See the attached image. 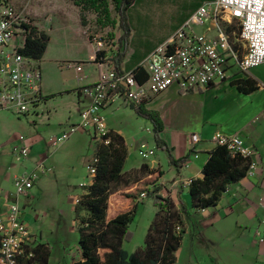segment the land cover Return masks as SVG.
Segmentation results:
<instances>
[{
  "label": "crops",
  "instance_id": "1",
  "mask_svg": "<svg viewBox=\"0 0 264 264\" xmlns=\"http://www.w3.org/2000/svg\"><path fill=\"white\" fill-rule=\"evenodd\" d=\"M215 1L136 0L129 11L132 35L123 65L124 72L131 73L138 67H143L148 73V57L184 27L200 8L204 6L211 8ZM77 9L80 14V9L78 7ZM136 9L137 20L142 24L140 31L134 28L132 20ZM212 13L211 10L210 14ZM153 17L159 19V22L172 19L173 24L162 37L158 36L157 40L153 39L155 38L153 34L149 36L146 30H141L142 27H148V20L154 21ZM53 27L46 30L50 35V41ZM194 30L209 41L216 40L218 36L214 17L207 19L203 25L195 26ZM95 47H98L96 53L98 50L101 52L100 63L88 62L85 57L76 61L93 64L88 74L83 76L84 68L82 72L75 69L74 75L68 77L63 75L62 80L57 81V84L61 83L60 87L49 89L47 92L43 82L38 101L33 105L30 114L24 116L27 121L33 117L31 123H38L45 113V107L59 100L73 101V106L68 107L66 118L72 120V117L76 116L80 119V112L86 106L82 89L94 85L100 77L103 64L112 63V59L118 53L117 44L111 54L105 52L107 49L105 46ZM43 62H39L41 72ZM227 76L225 82L207 89L199 88L186 92L178 85H173L167 91L145 100L147 109L161 115L164 124L162 136L170 146L173 157L179 160L190 156L188 162L180 168L170 166L169 152L157 148L151 123L146 120V125H140L142 118L132 109L133 105H128L127 113L103 110L109 119L111 129L122 135L128 146L125 173L138 171L144 164L151 170L163 172L158 181L162 189L160 194L172 198L178 208L181 202L184 203L190 211V217L185 220L182 227L183 243L175 264H264V241L261 242L260 237L256 235L259 230L261 237L264 238V65L252 69L247 74L238 70L234 75ZM247 76L260 81L259 90L244 94L237 86L232 85L233 81L245 79ZM114 103L124 102L118 100ZM21 119L22 117L9 110L0 112V217L7 216L10 203L14 200L15 178L43 165L47 172L40 175L30 192L21 197L20 203L23 220L31 232L32 243L49 245L46 229L51 230V233H54V230L59 231L72 220V214L76 217L75 221H79L76 199L86 191L82 188L81 195H70L69 192L73 188H81V184L90 185L92 177L90 182H84L77 174L70 176L67 182L69 194L61 192L55 187L61 168L60 164L53 160L52 154L56 155L57 152L50 154L51 149L55 151L60 146L52 147L50 139L53 135L48 136L46 130L25 128L22 125L25 122ZM79 122L72 120L70 125ZM51 127L54 128L55 124ZM146 128L150 129L151 133L145 132ZM63 132L65 131H60L61 134ZM60 133L55 134L58 136ZM88 133L95 134L89 131ZM128 133H133V139L136 140L131 141ZM194 134L201 138L196 144L192 141ZM217 134H239L245 145L255 151L254 159L258 165L254 175H248L239 183L231 185L216 207L195 210L192 209L188 182L202 178L204 165L209 158L208 152L216 147L214 138ZM146 136L151 139H146ZM143 140H147L151 147L156 148V155L147 161L141 158L137 148L138 143ZM24 146L30 150L26 158H22L16 152ZM72 196L75 198L74 202ZM141 201L140 198L137 200L138 203ZM80 216L87 217L88 213L82 211ZM205 230H208V235L205 234Z\"/></svg>",
  "mask_w": 264,
  "mask_h": 264
},
{
  "label": "built area",
  "instance_id": "2",
  "mask_svg": "<svg viewBox=\"0 0 264 264\" xmlns=\"http://www.w3.org/2000/svg\"><path fill=\"white\" fill-rule=\"evenodd\" d=\"M211 17H214L218 29L214 41L194 30L195 26L203 25ZM25 22L10 0H0V112L9 110L19 117L30 114L42 91L39 63L19 53L25 43L22 27ZM235 22L239 24L240 31L233 41L228 28ZM70 65L78 72L83 71L80 62H71ZM261 65H264V0H216L211 8H200L184 27L148 57L149 78L146 83L140 84L132 72L118 76L112 63H104L98 81L92 87L82 89L86 106L80 112V122L51 138L50 144L57 148L81 129L104 138L110 131L102 111L118 100L130 106L137 105L173 85L186 92L207 89L225 82L228 70L233 67L246 73ZM147 132L151 133V130L147 129ZM192 141L196 144L201 138L194 134ZM214 142L216 146H225L231 152L249 158L251 164L247 176L254 175L258 165L254 159L255 151L245 145L239 134H217ZM137 148L143 160L156 155V148L148 142L138 143ZM16 152L26 158L30 150L24 146ZM96 162L95 158L88 167L91 177L96 173ZM45 172L47 169L40 165L14 180V200L7 216L0 217V264H19L20 257L32 244L20 199L30 192L34 182ZM85 186L87 184H81V188ZM139 198H146V193H141ZM78 202L79 197L76 199ZM181 230L180 226L177 227V231ZM256 235L261 242L264 241L259 230Z\"/></svg>",
  "mask_w": 264,
  "mask_h": 264
},
{
  "label": "trees",
  "instance_id": "3",
  "mask_svg": "<svg viewBox=\"0 0 264 264\" xmlns=\"http://www.w3.org/2000/svg\"><path fill=\"white\" fill-rule=\"evenodd\" d=\"M135 2L136 0H75L82 11L83 27L87 26L84 12L93 11L98 16L97 23L103 28L111 26L113 30L121 29L122 34L116 42L118 53L112 59L118 76L125 74L123 65L132 35L129 11ZM112 5L116 17L112 14ZM22 27L25 31V43L19 53L38 63L42 62L50 43L49 33L28 21L22 23ZM228 31L234 41L239 32H234L233 25ZM110 35L115 39L113 33ZM96 57V61L100 63L101 52H97ZM132 73L140 84L148 81L149 75L143 67H138ZM232 85L237 86L241 93L251 94L259 90L260 81L247 76L233 81ZM114 92L115 90L110 96ZM132 109L140 118L151 123L157 148L169 152L170 166L180 168L188 162L190 156L176 160L171 154V148L162 136L164 124L158 112L147 109L145 101L133 105ZM108 139L109 143H106ZM208 154L202 178L192 180L189 185L192 209L199 211L216 207L228 188L247 176L251 164L249 158L233 153L225 146L217 145ZM95 158L96 173L92 177V183L82 187L86 193L79 197L76 205L77 217L81 222L80 252L78 259H74L72 264H175L184 236L183 230L177 231V227L184 226L185 220L190 217V211L184 203L181 202L178 208L172 198L160 194L162 189L158 181L163 172L151 170L144 164L135 171L139 172L140 177L121 187L126 175L128 146L124 137L113 131L98 141ZM143 192L146 197H154V205L158 211L149 228L145 246L138 252L129 254L123 246L134 238L130 224L138 206L137 200ZM82 211H86L88 216L81 217ZM50 258L51 249L47 244L32 243L20 257L19 264H49Z\"/></svg>",
  "mask_w": 264,
  "mask_h": 264
},
{
  "label": "rangeland",
  "instance_id": "4",
  "mask_svg": "<svg viewBox=\"0 0 264 264\" xmlns=\"http://www.w3.org/2000/svg\"><path fill=\"white\" fill-rule=\"evenodd\" d=\"M10 1L15 5L18 13L21 14L26 21L31 22L45 31L54 26L48 51L45 54L43 60L44 62L42 61V88L44 82L46 92L49 91V89L60 87L61 83L58 82L57 84V81L62 80L63 75L64 77L74 75L73 70L76 68L73 65H70L71 62H76L85 57L84 59L88 62L97 63L96 49L98 47L95 46H99L100 48L105 46V48H107L105 52L110 53L114 50L117 38L122 34L120 28L113 30L111 26L103 28L99 25L97 23L98 16L93 11L84 12L87 26L82 27V11L81 8L75 4V0ZM76 6L80 9V14ZM111 10L113 17H116L113 5L111 6ZM136 15L137 9L134 11V17H132V20L136 27L140 25L139 28L134 26L135 29L140 31L142 24L139 23ZM153 18L154 21L153 19L150 21L148 20V27H142L141 30H146L149 36L153 34V37L155 38H152L157 40V37H162V35H164L173 24H171L172 19H166L163 22H159V19L155 17ZM233 26L235 30L234 32L238 33L240 29L239 24L235 22L233 23ZM110 33L114 34L115 39L111 38ZM134 34H136V32H134ZM233 36L235 38L236 35L233 34ZM137 40L138 39H135V41ZM16 41H18V39H16ZM86 43L89 44H87V47ZM104 60H107V58H104ZM92 63H80L85 70L82 73L83 76L90 72L91 66L93 65ZM237 71V68H233L229 70L227 75H234ZM70 80L72 79H69V81ZM69 106H73V101H53L49 104V106L45 107V113L40 117L38 123H31V119L33 117L30 118V121H27L25 119L26 117H22L21 120L25 122L22 123V125H24L25 128H35L40 131L46 130L48 136L53 135V137H56L57 135L55 133H60L61 130L67 131L72 126L70 125L72 124V120L77 122L80 121V119H77L76 116H73L72 120L66 118L68 116ZM128 109L129 106L127 104L113 103L106 107L104 111L108 110V112H112L113 110H118L120 113H127ZM102 115L105 118L108 130L115 132L111 129L109 119L106 114L103 112ZM52 124H55L54 128L51 127ZM146 124V120L140 119V125ZM144 131L147 132V128ZM142 134L144 136V133ZM128 136L131 141L136 140L133 139V133H128ZM146 139L150 140L151 138L146 136ZM100 140L101 138L99 136H95V134L89 135L88 131L81 129L75 133L70 140L63 143L57 150L54 151L51 149L50 154L57 152L56 155L54 153L52 154L53 160L58 162L61 166L57 177L58 183L55 187L63 193H68L69 189L67 182L69 181L70 176L75 174L80 176V179L82 178L84 182L91 181L88 167L93 163V160L96 157L97 144ZM143 141L148 142L147 140ZM139 177V172L127 171L124 184L120 186L122 187L126 184V182L130 183ZM82 192V188H73L69 193L70 195H81ZM72 197V200L75 199L74 196ZM137 204L138 206L133 222L130 224V229L134 232V238L130 242H125L123 246V249L129 254L136 253L145 246L149 228L155 220L158 211L154 205L153 196H148ZM71 218L72 220L57 232L54 230V233H51V230H45L46 237L49 239L48 241L50 243L48 246L51 249L49 264H72L74 259L79 256V228L81 226V222L80 220L75 221L76 217L73 214ZM205 234L208 235V230H205Z\"/></svg>",
  "mask_w": 264,
  "mask_h": 264
}]
</instances>
